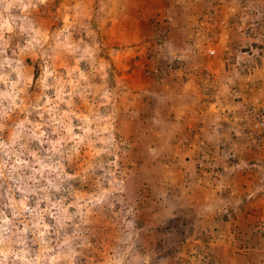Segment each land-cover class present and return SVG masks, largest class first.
<instances>
[{"label":"rangeland","instance_id":"374dc122","mask_svg":"<svg viewBox=\"0 0 264 264\" xmlns=\"http://www.w3.org/2000/svg\"><path fill=\"white\" fill-rule=\"evenodd\" d=\"M0 264H264V0H0Z\"/></svg>","mask_w":264,"mask_h":264}]
</instances>
